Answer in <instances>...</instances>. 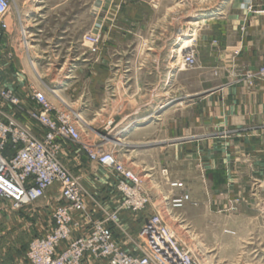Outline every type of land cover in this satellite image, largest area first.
Instances as JSON below:
<instances>
[{
  "label": "crops",
  "instance_id": "0c3cea01",
  "mask_svg": "<svg viewBox=\"0 0 264 264\" xmlns=\"http://www.w3.org/2000/svg\"><path fill=\"white\" fill-rule=\"evenodd\" d=\"M33 1L25 13L18 6L11 10L8 30L0 38V88L11 90L24 110L34 106L32 90L58 107L54 92L88 120L87 129L77 124L85 141H112L125 153L127 169L143 165L139 172L147 177L142 183L151 211L163 209L159 202L171 196L170 181H184L194 207L228 208L238 199L239 208H264V78L255 74L264 63V0H230L221 15L196 28V39L186 49L195 55L192 69L182 62L177 66V34L168 44L149 49L153 56H142L130 46L128 23L109 24L108 6L101 19L91 13L82 33L80 0ZM86 35L100 37L97 54L88 52ZM15 117L36 135L43 133L23 114ZM163 124H169L165 134ZM143 134L148 136L144 141L137 139ZM61 148L62 165L82 185L92 182L90 193L83 185L88 215L101 220L102 210L118 209L112 172L90 162L78 145L64 142ZM194 183L200 186L194 188ZM60 203L53 186L44 198L11 211L12 232H26L30 240L47 234ZM150 215L119 211L118 219L129 233L139 232ZM75 220L79 225L73 237L88 229L86 220ZM107 227L122 250L135 253L133 236L122 240L111 223ZM64 247L62 243L57 252ZM84 264L105 262L87 256Z\"/></svg>",
  "mask_w": 264,
  "mask_h": 264
},
{
  "label": "built area",
  "instance_id": "2783aa9c",
  "mask_svg": "<svg viewBox=\"0 0 264 264\" xmlns=\"http://www.w3.org/2000/svg\"><path fill=\"white\" fill-rule=\"evenodd\" d=\"M10 12L11 1L0 0V38L8 30ZM20 31L24 39V29L21 27ZM83 43L88 46V52L95 55L100 37L86 35ZM180 61L186 68L193 67L194 52L185 50ZM255 74L264 78V63ZM51 93L57 99L58 107L42 92L32 90L30 96L34 106L24 110L20 99L11 90L0 88V205L8 202L17 211L44 198L53 186L57 187L61 202L52 212L51 231L31 239L28 244L26 261L29 264H84L88 256L105 264H202L199 254L175 238L161 212L157 211L141 226L134 254L118 246L107 223L115 225L119 211L141 213L149 206L150 199L142 179L119 163L113 152L89 145L77 125L81 124L78 115L54 92ZM18 113L39 126L43 133L36 135L24 126L15 117ZM64 142L78 145L90 162L110 170L114 176L115 189L120 195L118 209L102 210L101 220L88 215L82 187L60 162ZM162 173L166 176L165 171ZM168 188L172 194L163 199L162 212L177 223L180 220L175 213L190 203V198L180 181L168 182ZM174 191L179 193L174 195ZM234 204H239V200L232 201L231 207ZM75 217L88 224L85 233L77 237L72 236L79 225ZM62 243L65 247L57 252Z\"/></svg>",
  "mask_w": 264,
  "mask_h": 264
},
{
  "label": "rangeland",
  "instance_id": "374dc122",
  "mask_svg": "<svg viewBox=\"0 0 264 264\" xmlns=\"http://www.w3.org/2000/svg\"><path fill=\"white\" fill-rule=\"evenodd\" d=\"M10 1L12 13L17 6L19 9H24L25 13L27 3L31 0ZM36 1L38 0H34L32 3L34 4ZM96 1L97 4L94 5L93 10V3H95V0H80L83 27L82 33L87 30L91 13L94 11V15L101 19L105 13V7L108 6L109 11H111L109 24H112L113 27H117L121 26L122 23H128L127 25L130 28L131 48L138 50L142 56H145V54H150L149 49L160 48L162 44H168L170 42L169 39L171 36L177 34L179 38H181L180 36H183V33H187L189 30L193 31L190 33L192 35L190 38L191 44V39H196L197 36L196 28L200 26L190 28L187 26L188 23H198L202 19L211 18L210 15L223 11L226 7V3L230 0ZM39 5L42 4L39 3ZM29 7L31 8V6ZM221 14L222 13L219 15ZM185 26L188 28L186 32L182 31V33L178 34V31L183 30ZM177 49L178 46H176V50ZM176 50L174 52L178 59L177 66H179L183 50L181 52H176ZM21 52L23 55L22 49ZM150 55L153 56L152 54ZM22 57L24 58V55ZM192 68L194 67L186 69ZM75 115L77 114L75 113ZM88 116L89 115H87V118ZM78 118L80 123H83L78 125L87 129L90 125L88 124V120H83L79 116ZM168 125L169 124H163V134H165L164 132L167 130ZM146 134L148 135V133ZM144 135L145 134L138 136L137 139L144 141V139L149 136ZM168 140V138L162 139V141L166 142ZM89 145L93 147H102L103 150L113 152L117 161L122 165L125 164L124 160L126 159H124L123 156L125 153L120 150V147L117 146L116 143L112 141H103L97 144L89 143ZM162 148L163 150H167L166 148L168 147L164 143ZM137 156H144V154ZM165 157L166 155L163 153V159ZM140 164H144V162L142 161ZM142 166L143 165H137V169L133 168L129 170L141 177L143 182L147 177L143 178L144 173L139 172ZM102 169L108 170L106 168ZM73 177L77 179L84 193L85 188H87L90 193L93 187L91 186L92 182H85V185L83 183L85 186L84 188L78 178L75 175H73ZM217 178L218 176L214 177V179ZM182 183L184 184V181ZM193 186L197 188L200 185L194 183ZM159 190H161V188H159ZM84 195L86 196L87 194ZM158 195H160V199L163 196L160 193H158ZM189 204L190 203L186 204L182 210L175 213L180 220L177 221V223H174L170 217L162 212V210L159 212H161L166 224L174 233L175 238L188 249L199 254V259L202 264H264V208L260 206L239 208V204H234L231 207L232 202L229 204L228 208L219 207L209 209L201 205L194 207ZM159 205H163L162 201L159 202ZM0 210V264H29L25 260V252L31 240L26 232H20L17 235H14L12 232L11 221L13 220L10 218L11 215L9 213L16 210H13L11 206L4 202L1 203ZM153 212L156 211H151L148 207L145 209L147 215ZM138 217L142 220L144 216L139 215ZM22 226L23 225H19V228ZM113 226L115 228L114 230L120 234L122 240L128 241L127 237L133 236L134 245L138 244L139 232L137 228L136 230L131 229L129 233L123 227V224L120 223L119 219Z\"/></svg>",
  "mask_w": 264,
  "mask_h": 264
},
{
  "label": "bare ground",
  "instance_id": "6f19581e",
  "mask_svg": "<svg viewBox=\"0 0 264 264\" xmlns=\"http://www.w3.org/2000/svg\"><path fill=\"white\" fill-rule=\"evenodd\" d=\"M220 13H215L213 15H210L211 17H215L217 15H219ZM210 18V17H209ZM209 18H205V19H202L200 22L198 23H188V27L190 28H195V26H203L205 24H208L207 22L209 21ZM191 32H193L192 30H189L187 33H183V36H181V38L178 39L177 41V45L178 46V49L176 50V52H181L183 50V52L190 46V38L192 37V35L190 34ZM189 45V46H188ZM36 67V66H35ZM33 69L35 70L34 68V65H33ZM134 126V125H133ZM136 128V127H135ZM135 132H138V131H135Z\"/></svg>",
  "mask_w": 264,
  "mask_h": 264
},
{
  "label": "trees",
  "instance_id": "16d2710c",
  "mask_svg": "<svg viewBox=\"0 0 264 264\" xmlns=\"http://www.w3.org/2000/svg\"><path fill=\"white\" fill-rule=\"evenodd\" d=\"M8 150H9V149H8ZM8 150H7V152H9Z\"/></svg>",
  "mask_w": 264,
  "mask_h": 264
}]
</instances>
